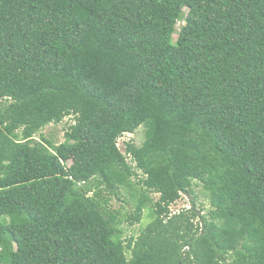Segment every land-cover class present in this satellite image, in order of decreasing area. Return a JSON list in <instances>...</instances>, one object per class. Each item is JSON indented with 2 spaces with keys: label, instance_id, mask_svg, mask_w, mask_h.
<instances>
[{
  "label": "trees",
  "instance_id": "obj_1",
  "mask_svg": "<svg viewBox=\"0 0 264 264\" xmlns=\"http://www.w3.org/2000/svg\"><path fill=\"white\" fill-rule=\"evenodd\" d=\"M0 264H264V0H0Z\"/></svg>",
  "mask_w": 264,
  "mask_h": 264
},
{
  "label": "rangeland",
  "instance_id": "obj_2",
  "mask_svg": "<svg viewBox=\"0 0 264 264\" xmlns=\"http://www.w3.org/2000/svg\"><path fill=\"white\" fill-rule=\"evenodd\" d=\"M74 116H68L66 117L61 123H52L48 126H46L44 129H42L40 132L36 134V139L45 138L47 140H50L54 144L58 145L65 141V133L70 127L71 124H74ZM145 140V128L141 126L135 133L130 134L127 133L123 135L119 139V147L121 150L125 153V147L127 142H134L136 145H141ZM201 186L196 187V194L198 195V205L208 207L209 204L207 202V199L205 195L202 193ZM124 194L128 195V192H124ZM143 193L140 191L136 195V199L141 197ZM154 200L158 199L157 194H152ZM135 201V199H133ZM112 205L114 208L119 209L124 215L127 214V204H124L122 201H119L118 199H114L112 201ZM190 198L188 196H182L181 199H179L176 203H174L171 206V211L173 212H179L183 209H188L190 207ZM152 208H146L144 217L142 221L138 224H135L134 226H130L128 223H123V230H124V237H131V236H137L140 234V231L146 226V224L151 221L152 219Z\"/></svg>",
  "mask_w": 264,
  "mask_h": 264
},
{
  "label": "clouds",
  "instance_id": "obj_3",
  "mask_svg": "<svg viewBox=\"0 0 264 264\" xmlns=\"http://www.w3.org/2000/svg\"><path fill=\"white\" fill-rule=\"evenodd\" d=\"M184 196H186V195H184ZM190 208V207H189Z\"/></svg>",
  "mask_w": 264,
  "mask_h": 264
}]
</instances>
